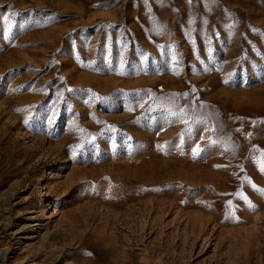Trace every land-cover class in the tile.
Returning a JSON list of instances; mask_svg holds the SVG:
<instances>
[{
	"label": "rangeland",
	"instance_id": "rangeland-1",
	"mask_svg": "<svg viewBox=\"0 0 264 264\" xmlns=\"http://www.w3.org/2000/svg\"><path fill=\"white\" fill-rule=\"evenodd\" d=\"M261 152L264 0H0V264H264Z\"/></svg>",
	"mask_w": 264,
	"mask_h": 264
},
{
	"label": "snow or ice",
	"instance_id": "snow-or-ice-1",
	"mask_svg": "<svg viewBox=\"0 0 264 264\" xmlns=\"http://www.w3.org/2000/svg\"><path fill=\"white\" fill-rule=\"evenodd\" d=\"M172 115H176V113L175 112H173V113H171ZM25 123H27V120L25 121ZM213 143H215L214 141H213ZM198 151H199V146H197V149L196 150H194V152L196 153V154H198ZM259 167H260V170L262 171V172H264V152H261V161H260V163H259V165H258ZM262 191H264V190H262ZM247 198L245 197V200H246ZM228 203H231V201H229ZM249 203V206L250 207H254L253 205H251V203L250 202H248Z\"/></svg>",
	"mask_w": 264,
	"mask_h": 264
},
{
	"label": "bare ground",
	"instance_id": "bare-ground-1",
	"mask_svg": "<svg viewBox=\"0 0 264 264\" xmlns=\"http://www.w3.org/2000/svg\"><path fill=\"white\" fill-rule=\"evenodd\" d=\"M227 259H228V257H227ZM229 260V259H228ZM227 262V261H226ZM233 263V262H232ZM230 261L228 262V264H232Z\"/></svg>",
	"mask_w": 264,
	"mask_h": 264
}]
</instances>
